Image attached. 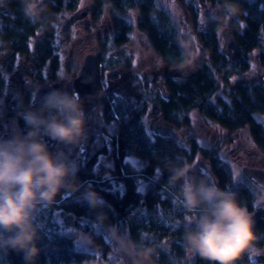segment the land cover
Here are the masks:
<instances>
[{"label": "trees", "instance_id": "16d2710c", "mask_svg": "<svg viewBox=\"0 0 264 264\" xmlns=\"http://www.w3.org/2000/svg\"><path fill=\"white\" fill-rule=\"evenodd\" d=\"M110 1L120 10L142 6L145 14L142 28L148 32L153 46L164 61L182 65L188 60V52L174 37L177 27L171 14L159 9L156 0ZM97 2V6L103 3L100 0ZM213 2L220 7L222 15L210 18L204 31L198 33L199 41L206 51L205 61L196 66L201 69H195V76L190 78H169L167 87L172 95L169 99H157V103L164 113L165 122L177 126L190 123L188 113L195 107L230 130L250 123L256 141L264 148V125L256 120V113H264V84L243 76L250 68L252 51L263 44L264 0ZM4 3L5 7H0V48L8 47L10 42H27L40 27L30 20L22 0H6ZM230 6H236L238 11L229 12ZM190 11L196 19L198 8L192 7ZM226 19L232 25L237 43L231 54L221 47L218 32L221 22ZM129 25L126 22L119 26L120 39L122 36L127 38L131 28ZM48 33L50 31L45 32ZM257 56L264 64V51ZM235 75H242V78L232 81L231 77ZM223 86L226 88L221 90ZM117 98L115 96L110 105L114 120L124 117L135 107V100L126 98L122 101ZM222 151L218 145L202 146L195 139L190 141V148L187 149L180 139L167 133L153 139L142 114H135L117 132L112 151L113 166L97 168L91 163L79 168V179L86 186H92L104 198L106 206L94 210L80 199V192H64L57 198L58 202L39 217L42 230L37 243L41 253L36 264H84L90 256L77 248L74 236L61 230L54 215L59 207L71 215L86 219L84 224L80 219L77 221L83 228L93 229L97 225L93 221L98 211L104 212L111 224H119L124 219L127 232L133 238L142 236L146 246L153 249L150 258L156 264H207L199 257L189 258L185 251V225L182 218L187 213L177 200L178 189L171 188L167 183L168 174L162 171V161L168 158L189 162L200 154L210 169L196 179L207 178L221 187L228 186L237 192L250 210L255 209L258 188L250 181L235 180L233 167ZM131 155L141 158L143 164L140 168L127 159ZM117 177H120L122 185L115 187L111 178ZM255 228L260 237L257 245H262L264 215L256 219ZM94 235L100 244L106 243L108 239L100 230ZM249 259L250 255L245 256L240 264H249ZM0 264H25V260L23 254L16 251L0 252Z\"/></svg>", "mask_w": 264, "mask_h": 264}, {"label": "clouds", "instance_id": "9594fccd", "mask_svg": "<svg viewBox=\"0 0 264 264\" xmlns=\"http://www.w3.org/2000/svg\"><path fill=\"white\" fill-rule=\"evenodd\" d=\"M25 12L35 16L32 0H24ZM229 12L238 11L230 6ZM19 103L18 116L8 136H0V252L23 254L25 264H36L41 253L37 241L40 215L57 202L64 192H80V199L91 209H103L106 201L95 189L79 179V164L72 151L88 138L89 113L75 91L53 88ZM162 171L168 185L177 190V200L185 209V251L207 264H240L247 255H260V239L254 212L237 192L207 178L190 175L187 161L164 158ZM264 199V189L255 193ZM111 242L110 255L122 264H146L153 249L142 236L133 238L118 224L108 222L98 211L93 221ZM89 246L95 247L91 237ZM89 264H97L90 261ZM100 264H110L106 258Z\"/></svg>", "mask_w": 264, "mask_h": 264}, {"label": "flooded vegetation", "instance_id": "af4514ba", "mask_svg": "<svg viewBox=\"0 0 264 264\" xmlns=\"http://www.w3.org/2000/svg\"><path fill=\"white\" fill-rule=\"evenodd\" d=\"M5 1L6 0H0V7H5ZM22 1L24 2V0ZM97 1L98 0H32V2L36 6V9L35 16H30V20L34 24L39 26L40 29L36 34L31 36V39L27 40V42H10L8 47L0 48V121H5L6 119H16L19 124L24 126L23 120L18 116L19 103L22 100L24 104H27L29 100L33 99L32 91L36 88L53 87L57 89L64 88L66 90L73 91V80L78 76L85 57L88 54L93 53L97 56V70L99 73L97 88L94 93L85 92L84 95L80 97L84 104L86 112H88L90 116V122L88 125V138L84 144L80 145L78 148L72 151V155H80V151L83 148L84 154L80 156L82 159H84V161H87L86 165H91V163H93V165L97 166V162H99L97 160V154V156L95 155L94 157H90L87 160L85 159L88 148L91 142L96 137L103 139V145L99 150H101L103 153L107 151V154L109 155L112 154V151L114 149L112 145V137L106 134L105 122L112 123L114 121L110 105L113 103L112 101L115 96L122 101L126 98L132 97H127V95H124V93L122 92V90L127 89L133 92V94L137 97H132V99L134 98L133 100H135L136 104L143 101L142 106L144 108H139L138 110H136L137 114L141 113L144 119L148 113H146V107L151 102H154L156 113L148 115L150 120H158V123H165L168 125V129L165 126L162 128L163 125L160 128L152 127L151 125L148 126L149 128L147 127V129L148 131L149 129H151V132L149 131V133L153 139L158 137L159 135H163L166 133L172 136H176L175 133L172 132V130H169L170 128L181 129L183 127L191 126L193 123L191 113L194 110L199 111L207 118L213 120L214 122L225 128L228 132H230L224 133V138L233 139L234 136L232 133H237L240 135V132H237L240 127L236 130H230L214 118L207 116L206 114L201 112L196 107L190 110V112L188 113L190 118L189 124H184L181 126H177L173 123L169 124L168 122H165L163 118L164 113L157 103V99H169L172 95L167 87L169 78H190L195 76V69H201L200 67L196 66L202 63V61H205L206 51L203 47V44L199 41V32L194 36L198 44V48H196V57H194L186 48L182 47L188 52L189 58L182 65H174L173 63L164 61L162 55L153 46L148 32L142 28V21L145 19V14H143L142 6L136 5L129 8L128 10H120L116 9L113 6L112 1L110 0H100L103 2L100 6H97L99 5ZM156 1L159 9H164V11L169 12L171 14V17H173L172 12L167 6L159 4L158 0ZM178 1L181 2L183 7L187 10V13L190 8L195 6L194 3H189L186 5V3H184V0ZM133 9H136L137 11L134 15L133 20H131L130 17L126 14L124 15L123 12L129 13ZM156 13V11L153 12V14L155 15ZM153 14H151V16H153ZM192 16L193 14L190 13L191 21L193 22V24H195V22H198L200 32L201 30L204 31L206 26L205 19L201 20L199 17L193 19ZM126 22L130 24L129 26L131 28L140 30V32L144 34V40L149 43L152 53L157 52L162 57L160 69L165 76L163 82L162 79L157 75L156 71H153V69H148L149 67H145V65H140L139 69H126L125 66L127 64L130 67L133 66L131 54L132 52L129 53V50L121 51L123 47H126L122 44V42H125L127 39L128 45L131 34L128 32V36L126 39L125 36H122V39H120L121 35L117 34L112 38V40H110V32H105L106 28H111L113 26L119 27L121 23ZM227 30L229 29H226L225 32ZM46 31H50V33L45 34ZM174 37L179 45H181L177 33L174 35ZM225 42L226 39L223 46V49L226 52ZM115 43L118 45V48L114 51L109 50L114 47ZM79 52L85 53L84 58L82 59V61L80 60V63H78V61L76 62V54H78ZM111 53L124 54L128 57V60L126 56L118 58L117 56L111 55ZM226 53L231 54V52ZM155 58L156 56H154V59ZM190 61H192L193 63L189 66ZM184 65H188L187 69L189 70L180 69V66ZM116 73H119V75L116 76L115 81H105ZM122 73H125L127 75L126 80L122 78ZM132 74L136 77V86H141V90L144 88V90H148V92L151 93L155 90L156 86V92L151 98L147 96H143L144 99H142V97H138L141 93H138L136 89L137 87L134 88V82H131L129 75ZM67 75L69 77L68 81L65 80ZM238 78H242V75H235L231 77V80L238 81ZM247 79L251 80L249 78ZM224 88H226V86H223L221 90ZM135 89L136 92L134 91ZM112 90H115L116 93ZM96 112H99L101 114L97 115ZM259 114L264 115V113H256V120L264 125V120L261 121L258 118ZM99 116H102V119H100ZM119 119L121 118H115V120ZM95 121H97V123H95ZM250 125L253 136L252 140H254L258 145L261 146V144H259L255 139L252 124ZM96 133L97 135L95 136ZM241 143L243 142L241 141ZM239 150L240 148L236 147V155L239 154ZM206 165V170L209 171L210 166L208 164ZM247 166L261 168L264 170V168L258 164H249ZM198 176L199 175L196 174L194 175V178ZM246 180L250 181L248 177L246 178ZM256 187L258 188V190L262 189L257 185ZM258 199L259 198H257L256 200ZM257 210L259 212L254 215L255 222L259 216L264 215V204L261 203L260 205H256L255 209L251 211L255 213ZM263 245L264 243L258 246ZM257 256L260 262L264 261L259 258V255ZM251 258L252 257H250L249 259V264L252 263Z\"/></svg>", "mask_w": 264, "mask_h": 264}, {"label": "rangeland", "instance_id": "374dc122", "mask_svg": "<svg viewBox=\"0 0 264 264\" xmlns=\"http://www.w3.org/2000/svg\"><path fill=\"white\" fill-rule=\"evenodd\" d=\"M207 2V6L204 9H199L198 7V0H184V3L187 4H193L194 7L198 8V15L201 20L205 19L207 22L210 20V18H217L222 15V11L220 10V7L216 5L213 0H205ZM159 4H163L169 8V10L172 12L173 17V23L177 27V35L179 37L181 46L186 48L191 54L196 57V51L198 48L197 40L195 39V35L200 31L198 22H193L191 21L190 13L183 7L181 2L178 0H158ZM136 9L131 10L129 13L123 12V14L127 15L130 17L131 20H133L134 15L136 13ZM195 18V16L193 15ZM196 17V18H197ZM106 24V23H105ZM232 27L230 21L228 19L224 20L221 22V27L219 29V36H220V42H221V47L224 46V33L226 29H230ZM105 32H110V40L114 36H116L120 32V27L113 26L111 28H106ZM131 34L130 40L126 42H122V44L126 47H123L122 50H129V53L132 54V61H133V66L130 67L128 64L125 66L126 69H139L140 65H145V67H149L148 69H153V71H156L157 75L159 78L162 79V82L164 81V75L162 70L160 69V64L162 63V57L160 56L159 53L154 52L152 53L151 47L147 41L144 40V34L140 32V30L130 28L128 31ZM118 48V45H114L113 48L109 50H116ZM264 51V37H263V44L261 47H257L252 51L251 55V65L248 71L245 73V78H249L251 80H260L259 79V74L264 71V64L260 61V57L257 55ZM122 53V52H121ZM85 53L79 52L76 54V62L80 63V60L84 58ZM111 55L117 56L118 58L120 57H125L126 55L124 54H119V53H111ZM128 55V53H127ZM154 56L156 58L154 59ZM127 60L128 57L126 56ZM192 61H190L189 66L192 65ZM180 69L184 70H189L188 65L180 66ZM164 70V69H163ZM180 72V71H176ZM166 73V71H165ZM119 75V73L113 74L111 77H109L110 81H115L116 76ZM123 79H127V75L125 73L121 74ZM126 77V78H125ZM131 82H134V88L137 87L138 93H141L138 97L144 99L143 96H147L151 98L153 94L156 92V86L155 90L153 92H148V90H144V88L141 90V86H136L135 81L136 77L132 74L129 75ZM68 75L66 76L65 80L68 81ZM236 82V81H235ZM106 84V82H105ZM136 89L134 90L136 92ZM133 90V89H132ZM115 92V90H112ZM124 95L132 96L134 98H137L133 92L130 90H122ZM134 92V93H135ZM116 93V92H115ZM130 97V99H132ZM133 98V99H134ZM132 99V100H133ZM137 102V101H136ZM136 104V103H135ZM143 101L138 102L135 106V108L129 112L127 115L122 117L119 120H114L112 123L105 122V127H106V134L112 137V145L114 147L115 144V139L117 132L122 125L129 120L131 117H133L135 114H137L136 110L139 108H144L143 106ZM99 111V110H98ZM148 112V113H147ZM97 115H100L101 113L96 112ZM146 117L144 118V121H146L147 127L152 126V127H161L162 128L165 126L167 129L169 128L167 124H161L158 123L159 121H151L148 115H152L156 113L155 110V103L151 102L148 104L146 107ZM191 117L193 119V123L191 126L188 127H183L179 129L175 128H170L169 130H172V132L175 133V135L182 141L184 146L189 149L190 148V141L195 139L197 142L202 145V146H210V145H218L223 151L222 153L228 159V161L231 163L233 170H234V175H235V180L236 181H247L246 180V175L244 174L242 168L245 165H252V164H258L261 167L264 168V149L258 145L253 139L252 132H251V125H243L240 127L237 132H240V135L237 133H232L234 138L230 141V139L224 138L223 134L224 133H230L228 132L225 128L214 122L213 120L207 118L205 115L200 113L197 110H194L191 113ZM100 119H102V116H99ZM259 120L263 121L264 120V115L259 114L258 115ZM106 119V118H105ZM107 121V120H105ZM18 121L16 119H6L5 121L2 120L0 121V136H7L10 131L12 126L17 123ZM19 123V122H18ZM97 123V121H95ZM20 127H23L21 124H19ZM4 126V127H1ZM149 128V127H148ZM3 129V130H2ZM225 129V130H224ZM151 132V129H149ZM6 133V134H5ZM97 133L95 134V136ZM241 141L244 143H241ZM103 145V139L96 137L90 144L88 148V152L85 155V159L87 160L90 157H94L96 154L98 155L97 160V166L96 167H104V166H113L114 165V154H107V151L103 153L100 149V147ZM228 145V146H227ZM240 148L239 154H235V149ZM99 150V151H97ZM96 155V156H97ZM105 155V156H104ZM72 157L77 160L79 164V168L82 167V165H86L87 161H84V159L81 158L80 155H72ZM131 162H133L137 167L142 166V160L138 156H128V158ZM191 165V169L194 170L195 175H200L201 173H206L208 172L207 165L205 159L200 155L197 154L192 161H189ZM108 175V174H107ZM113 182L115 183V187L122 185V181L120 180V177L117 178H111ZM119 180V181H117ZM146 183H143V185ZM66 195V193H65ZM58 202V201H57ZM261 203L264 204V199H258L256 200V205H260ZM251 211V210H250ZM132 212V210H131ZM54 215L59 222L61 226V230L66 233L74 236L77 244V248L80 250H83L87 253L90 254L89 258L84 262V264H89L90 261H96L97 264H100V262L103 260V258H106L108 261H110V264H122V261L118 257L110 255L111 251V242L107 239L106 243H98V241L95 239L94 233H97L99 231L98 225L94 226L93 229H89L88 227L83 228L80 226L77 221L80 219V221L84 224L87 222L86 219L83 218H78L76 215H71L67 210H64V208H56ZM67 217V218H65ZM122 229L126 230V223L124 219H121L119 224H118ZM86 226V225H83ZM91 237L92 241H94L95 247H90L89 246V239L88 237ZM262 250L261 254H264V245L263 246H258ZM252 257L251 264H264V261L260 262L259 259L257 258V255H250ZM128 264H131V261H128ZM146 264H156L150 257L147 259Z\"/></svg>", "mask_w": 264, "mask_h": 264}, {"label": "water", "instance_id": "95a60500", "mask_svg": "<svg viewBox=\"0 0 264 264\" xmlns=\"http://www.w3.org/2000/svg\"><path fill=\"white\" fill-rule=\"evenodd\" d=\"M207 6V2L205 0H198V7L200 9H204ZM225 39H226V52H230V50H235L237 47L236 39L233 35V31L231 29L225 32ZM259 78L264 84V71L259 74ZM84 79V80H83ZM99 81V73L97 70V56L96 54H88L85 57V60L81 66L79 74L73 80V91H75L79 97H82L85 92L94 93L97 88V84ZM40 95H44L45 93L51 91L53 87H41L40 88ZM84 154V150L80 151V155ZM245 175L249 178L251 182L255 185L259 186L260 188L264 189V170L261 168L250 167L245 165L242 168ZM191 176L194 177L195 172L191 169ZM256 175V176H255ZM259 211L257 210L254 215H256ZM67 218V217H65ZM259 258L264 260V254H260Z\"/></svg>", "mask_w": 264, "mask_h": 264}, {"label": "bare ground", "instance_id": "6f19581e", "mask_svg": "<svg viewBox=\"0 0 264 264\" xmlns=\"http://www.w3.org/2000/svg\"><path fill=\"white\" fill-rule=\"evenodd\" d=\"M226 43V42H225Z\"/></svg>", "mask_w": 264, "mask_h": 264}]
</instances>
